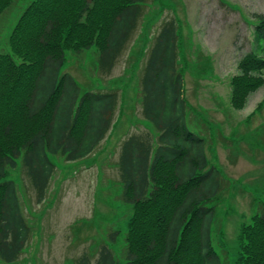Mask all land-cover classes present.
Here are the masks:
<instances>
[{
  "label": "trees",
  "instance_id": "1",
  "mask_svg": "<svg viewBox=\"0 0 264 264\" xmlns=\"http://www.w3.org/2000/svg\"><path fill=\"white\" fill-rule=\"evenodd\" d=\"M16 0H0V16ZM149 0H30L13 33L11 52L0 54V264L20 259L32 236L20 189L6 180L21 158L37 203L45 201L57 165L90 156L111 130L118 90L89 89L63 72L67 51L96 47L98 70L110 74L147 13ZM255 32L264 41V14ZM232 79V104L241 109L264 85V58L243 57ZM142 114L152 129L121 143L118 158L124 203L132 209L122 256L117 233L100 244L95 264H225L214 245L216 208L224 188L209 164L205 138L191 126V106L179 62L176 18L165 20L141 74ZM264 107V99L259 109ZM226 225L220 245L230 252ZM233 264H264V205L238 235ZM91 264V255L76 258Z\"/></svg>",
  "mask_w": 264,
  "mask_h": 264
},
{
  "label": "rangeland",
  "instance_id": "2",
  "mask_svg": "<svg viewBox=\"0 0 264 264\" xmlns=\"http://www.w3.org/2000/svg\"><path fill=\"white\" fill-rule=\"evenodd\" d=\"M29 1L16 0L0 16V54L11 52L9 36ZM146 11L110 74L98 70L96 47L67 51L63 72L71 73L83 91L118 90V108L107 137L90 156L75 162L52 156L57 168L44 202L37 203L21 158L9 168L5 179L18 184L32 226L24 253L12 264H77L83 254L95 264L100 244L111 242L114 232L116 255L122 256L133 215L122 197L120 146L131 133L152 129L142 114L141 74L155 36L172 18L178 24L191 126L205 138L209 164L224 176L223 190L210 203L216 208L214 245L225 264L234 263L241 225L264 205V107L259 109L264 85L243 108L232 104V79L243 57L255 53L264 58V41L255 32L264 0H149ZM221 220L230 252L220 245Z\"/></svg>",
  "mask_w": 264,
  "mask_h": 264
}]
</instances>
